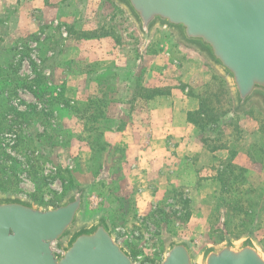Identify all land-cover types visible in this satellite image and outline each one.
Returning a JSON list of instances; mask_svg holds the SVG:
<instances>
[{
    "label": "rangeland",
    "instance_id": "374dc122",
    "mask_svg": "<svg viewBox=\"0 0 264 264\" xmlns=\"http://www.w3.org/2000/svg\"><path fill=\"white\" fill-rule=\"evenodd\" d=\"M70 7L78 11L64 23L62 0H0V191L44 207L88 185L83 219L106 211L135 264L159 261L169 237L199 252L250 230L264 250V127L250 167L236 164L243 128L227 88L218 110L219 80L195 89L217 105L197 127L210 156L138 154L123 121H145L150 99L186 90L181 77L197 57L162 31L142 47L109 0ZM223 142L231 147L212 156Z\"/></svg>",
    "mask_w": 264,
    "mask_h": 264
},
{
    "label": "water",
    "instance_id": "95a60500",
    "mask_svg": "<svg viewBox=\"0 0 264 264\" xmlns=\"http://www.w3.org/2000/svg\"><path fill=\"white\" fill-rule=\"evenodd\" d=\"M146 47L157 31L199 58L225 83L232 114L254 107L264 115V0H109ZM88 185L68 191L56 206L0 191V264H135L106 211L83 219ZM154 264H264L253 232L225 236L195 252L164 240Z\"/></svg>",
    "mask_w": 264,
    "mask_h": 264
},
{
    "label": "crops",
    "instance_id": "0c3cea01",
    "mask_svg": "<svg viewBox=\"0 0 264 264\" xmlns=\"http://www.w3.org/2000/svg\"><path fill=\"white\" fill-rule=\"evenodd\" d=\"M72 2L73 0H62V22L64 23L69 21L68 16L71 17L74 11H78L76 7L71 9L70 5H72ZM178 48H180V46ZM188 62L187 65L192 71L183 72L181 77V80L186 84V90L178 91L177 89H172L171 92L165 96L160 95L150 99L148 102L149 117L145 121L141 119L137 121L132 120V122L126 119L123 121L124 123L128 122L125 124L126 128L123 134L127 131L129 132V147L136 148L138 154L145 156L147 153V155H150L152 158L158 157L162 159L163 156L185 158L202 150L201 154L208 153L210 156L211 152L204 148L198 128L194 124L188 122L187 115L188 113L198 111L202 104V98L196 95V88L202 84L207 85V83L221 85L220 81L223 80L214 73L217 77V80H215L209 67L201 62L200 59L194 57V59L188 60ZM222 88V92L220 91L218 94L216 93V99L218 102L220 100V108L218 110H225L226 112L228 101L225 94V89L227 88L225 83ZM214 106L217 105L214 104ZM137 108V110L140 109L139 107ZM225 112H223V114H225ZM230 114L233 120H239L243 128L241 139L236 145L237 156L235 157L234 162L243 167H250L251 164L248 160L247 149L262 141L264 115L261 113H255L254 117H250L248 116L249 114L234 115L232 112H230ZM137 127L143 131L139 132ZM131 133L137 135L134 137ZM142 143L148 145L145 152H142ZM223 145L224 146L219 147L218 150L211 155L213 156L216 153L225 154L226 149L231 147V143L226 145L223 142Z\"/></svg>",
    "mask_w": 264,
    "mask_h": 264
},
{
    "label": "trees",
    "instance_id": "16d2710c",
    "mask_svg": "<svg viewBox=\"0 0 264 264\" xmlns=\"http://www.w3.org/2000/svg\"><path fill=\"white\" fill-rule=\"evenodd\" d=\"M201 98H202V104H201L199 110L196 112H193V113H188V115H187L188 122L194 124L196 127L199 126V123L204 116H208V115L210 116V113L212 114L215 111V109H214L215 106L213 108V106L211 107L209 105V101H211V98L208 99L209 97H206V96L201 97ZM252 108H254V107H252ZM250 110H251V108L248 109L247 111L242 112L241 114L242 115H248V114H250V112H249ZM259 113H261V112L259 111ZM234 115H238V114H234ZM253 146H258V144H254ZM235 151L237 152L236 149H235ZM232 153H233V150H232ZM247 155L251 157V153H249L248 151H247ZM226 165H228L229 167H232V165L229 163H226ZM247 232H252V231L249 230Z\"/></svg>",
    "mask_w": 264,
    "mask_h": 264
}]
</instances>
